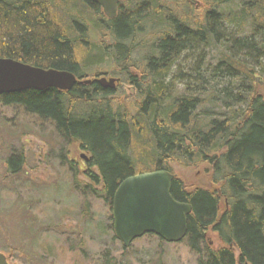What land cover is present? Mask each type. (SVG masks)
<instances>
[{
    "label": "trees",
    "instance_id": "16d2710c",
    "mask_svg": "<svg viewBox=\"0 0 264 264\" xmlns=\"http://www.w3.org/2000/svg\"><path fill=\"white\" fill-rule=\"evenodd\" d=\"M0 58L79 79L66 92L2 95L0 107L51 128L61 160L69 146L85 154V171L69 162L75 179L83 172L74 186L103 201L110 223L125 179L195 169L192 185L171 186L192 208L181 243L195 263L264 264V0H122L113 19L91 0H0ZM105 66L133 94L82 82ZM6 163L16 177L24 155Z\"/></svg>",
    "mask_w": 264,
    "mask_h": 264
},
{
    "label": "rangeland",
    "instance_id": "374dc122",
    "mask_svg": "<svg viewBox=\"0 0 264 264\" xmlns=\"http://www.w3.org/2000/svg\"><path fill=\"white\" fill-rule=\"evenodd\" d=\"M102 37L99 32L88 36L92 43ZM139 55L137 49L132 58ZM120 87L118 96L133 94L127 86ZM28 122L17 111L0 107V252L9 264H103L107 253L114 264H196L185 243L161 246L153 236L123 249L112 237L103 201L74 186L83 172L75 179L69 162L84 170L80 158L84 153L69 146L66 160H61L67 146L51 128ZM10 153L24 155L23 172L16 177L9 174L6 163ZM200 173L178 169L174 174L186 178L190 186ZM207 243L213 248L222 245L214 233L208 234Z\"/></svg>",
    "mask_w": 264,
    "mask_h": 264
},
{
    "label": "water",
    "instance_id": "95a60500",
    "mask_svg": "<svg viewBox=\"0 0 264 264\" xmlns=\"http://www.w3.org/2000/svg\"><path fill=\"white\" fill-rule=\"evenodd\" d=\"M108 19L116 17L118 0H91ZM77 79L73 74L45 70L0 58V97L27 90L56 89L69 91ZM90 84V81L85 82ZM103 87L112 88L113 81ZM174 176L165 171L129 177L118 186L112 200V228L116 239L128 249L136 239L153 234L166 243H179L187 233V217L192 208L177 202L171 195ZM0 264H8L0 253Z\"/></svg>",
    "mask_w": 264,
    "mask_h": 264
},
{
    "label": "flooded vegetation",
    "instance_id": "af4514ba",
    "mask_svg": "<svg viewBox=\"0 0 264 264\" xmlns=\"http://www.w3.org/2000/svg\"><path fill=\"white\" fill-rule=\"evenodd\" d=\"M121 1H122V0H119V1H118V5H117V13H118L119 4H120ZM102 74H103L102 76H99V77H97V78H93V79H91V81H92V82H95V79L99 80V79H101V78H106L107 80H108V79H113V80L116 81L115 84H117V85H116V87H115L114 89H112V91H115V90L117 91L118 88H121L120 86H127L126 84H124V83L122 82V79L120 78V76L112 75L111 73H110V74H109V73H106V74L102 73ZM131 74L134 75L133 72H131ZM74 77L79 81V79H78L75 75H74ZM127 87H128V89L133 90V88H131V87H129V86H127ZM102 88H103V87H102ZM104 89H108V88H104ZM79 170H81L80 167H79ZM84 171H85V169H84Z\"/></svg>",
    "mask_w": 264,
    "mask_h": 264
}]
</instances>
